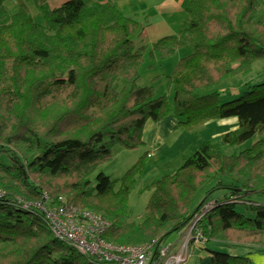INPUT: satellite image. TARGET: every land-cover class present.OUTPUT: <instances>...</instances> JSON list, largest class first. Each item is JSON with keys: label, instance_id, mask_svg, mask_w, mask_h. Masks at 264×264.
Returning <instances> with one entry per match:
<instances>
[{"label": "trees", "instance_id": "obj_1", "mask_svg": "<svg viewBox=\"0 0 264 264\" xmlns=\"http://www.w3.org/2000/svg\"><path fill=\"white\" fill-rule=\"evenodd\" d=\"M54 1L0 0V244L13 248L0 247V264H95L57 239L36 206H54L60 196L104 216L110 225L102 238L123 246L163 245L210 204L201 226L218 248H200L212 264H252L231 249L264 253V80L252 76L264 61L261 0H189L185 31L151 49L136 41L140 21L111 2ZM8 2L19 10L10 15ZM188 45L193 51L167 77L172 105L153 86L139 85L148 49L163 61ZM169 113L189 130L232 118L237 128L155 181L146 219L126 222L129 194L150 152L120 179L99 172L93 184L91 175L114 146L144 145L147 123ZM246 142L252 145L239 155L221 151L222 144Z\"/></svg>", "mask_w": 264, "mask_h": 264}, {"label": "rangeland", "instance_id": "obj_2", "mask_svg": "<svg viewBox=\"0 0 264 264\" xmlns=\"http://www.w3.org/2000/svg\"><path fill=\"white\" fill-rule=\"evenodd\" d=\"M7 5L10 11V15L19 10V6L17 4L8 2ZM31 10L35 21L40 24H45V20L39 10L32 6ZM256 20H264V0H261L260 8L258 9L256 15ZM184 31H182V33ZM150 32H152L151 34L154 33V31L151 30ZM158 40H155L154 42ZM136 41L141 42V40ZM152 44L153 43L147 44L150 49L152 47ZM149 51L150 50L148 49L144 58V64L140 69L139 85L153 86L156 97H164L168 101V103L172 105L174 98V88L169 85L167 77L172 74L177 61L193 51L192 46L188 45L183 47L182 49L178 50L173 56L163 61L151 59ZM257 65L259 68H257ZM262 67H264V61L258 62V64H256L255 66V69H257L252 76L255 77L256 81L264 80V70H261ZM172 117L176 122L171 125V127L169 128L170 133L165 135V137L161 139V142L154 141L153 138L148 137V141L146 144L134 149H129L122 145H116L112 149V157L107 162L102 164L100 168L91 175L93 184H95V177L99 172L105 173L113 180L120 179L134 166V164L143 155H145L146 152H150V157H147L145 162V173L140 178H138L135 187L129 194L128 207L126 209L124 219L126 222L141 224L146 219V206L153 192L151 189H149V187L155 181L162 179L165 176H173L174 174H176L181 165L188 158H190L196 152V150H198L203 145L204 142L210 141L213 144H220L222 141V133L227 132V130L233 131L237 128V124L235 125L228 123L225 125L221 124L224 127L221 128L220 126V129H217L216 125H219L217 122L216 125H204L202 127L189 130L184 125L179 123L173 113L166 114L160 120V122L156 123H163V126H166L169 119ZM151 136H153V134ZM251 145V142H246L245 144L240 146L222 144L221 151L225 155H239L240 152L248 149ZM117 188H119V186H117ZM224 192L226 191L221 190L215 192L213 195L214 200L221 198ZM204 195H200L198 201H196V205L201 202ZM261 200L262 201H259L261 203H264V199ZM241 211L245 213L244 210ZM180 235L181 233L173 232L166 238L165 244H175L180 239ZM181 242L182 240H179L177 246H179ZM207 246H209L210 249L218 248V246L211 241L207 244ZM0 247L6 251L13 250L12 246L9 247V245L6 243L0 244ZM243 248L245 247L237 246L233 247L231 251L233 253L245 255V253H241ZM201 253H203L202 257L207 256V253L205 251L199 248L191 247L190 258L185 264H199L200 260L198 258V255ZM204 261H206V259Z\"/></svg>", "mask_w": 264, "mask_h": 264}, {"label": "built area", "instance_id": "obj_3", "mask_svg": "<svg viewBox=\"0 0 264 264\" xmlns=\"http://www.w3.org/2000/svg\"><path fill=\"white\" fill-rule=\"evenodd\" d=\"M36 206L45 214L57 239L71 245L95 264H185L190 258L191 247L200 248L209 242L201 220L210 204L202 208L188 228L179 232V240H182L179 246V240L173 245H156L155 242L137 246L111 244L102 238L109 221L99 213L82 211L68 204L65 196H60L54 206L49 207L46 203Z\"/></svg>", "mask_w": 264, "mask_h": 264}, {"label": "crops", "instance_id": "obj_4", "mask_svg": "<svg viewBox=\"0 0 264 264\" xmlns=\"http://www.w3.org/2000/svg\"><path fill=\"white\" fill-rule=\"evenodd\" d=\"M66 0H57L51 2L53 7H59ZM89 4L96 2H111L116 5L124 14L129 17L136 18L140 21L143 28L141 36L138 40L143 39L144 43H154L164 35H181L182 31L189 23V16L186 12L189 0H86ZM154 31L153 34H151ZM157 31V32H156ZM154 35V36H152ZM176 121L169 119L168 124L163 126V123L149 121L144 130V144L147 143L148 137L154 141L161 142L165 135L169 134V128ZM218 122L219 125H216ZM237 124L235 118L216 121L211 125H216L217 129L223 128L221 124ZM155 124V125H154ZM158 124V125H156ZM157 126V127H155ZM151 133V134H150ZM153 134V136H151ZM163 141V140H162ZM164 143V142H163ZM163 145V144H161ZM160 145V146H161ZM207 253L206 250L199 248ZM241 253H245L252 264H264V253H260L251 249H243ZM203 253L198 255L199 264H212L210 255L202 257ZM209 258V259H208ZM206 259V261H204Z\"/></svg>", "mask_w": 264, "mask_h": 264}]
</instances>
